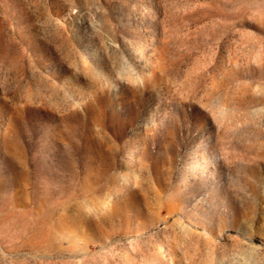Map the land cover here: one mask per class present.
Instances as JSON below:
<instances>
[{
  "label": "rangeland",
  "instance_id": "374dc122",
  "mask_svg": "<svg viewBox=\"0 0 264 264\" xmlns=\"http://www.w3.org/2000/svg\"><path fill=\"white\" fill-rule=\"evenodd\" d=\"M0 264H264V0H0Z\"/></svg>",
  "mask_w": 264,
  "mask_h": 264
}]
</instances>
